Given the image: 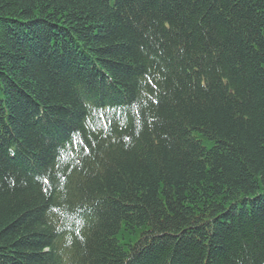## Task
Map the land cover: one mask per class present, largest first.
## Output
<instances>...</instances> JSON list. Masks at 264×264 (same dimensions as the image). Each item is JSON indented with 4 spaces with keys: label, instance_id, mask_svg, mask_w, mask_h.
Returning <instances> with one entry per match:
<instances>
[{
    "label": "trees",
    "instance_id": "1",
    "mask_svg": "<svg viewBox=\"0 0 264 264\" xmlns=\"http://www.w3.org/2000/svg\"><path fill=\"white\" fill-rule=\"evenodd\" d=\"M0 264H264V0H0Z\"/></svg>",
    "mask_w": 264,
    "mask_h": 264
},
{
    "label": "bare ground",
    "instance_id": "2",
    "mask_svg": "<svg viewBox=\"0 0 264 264\" xmlns=\"http://www.w3.org/2000/svg\"><path fill=\"white\" fill-rule=\"evenodd\" d=\"M97 72L99 71V70H96ZM2 109H3V106L1 107ZM31 167H33V164H31ZM122 232H124L123 230H122ZM124 233H122L121 235H118V238L119 239H122V235H123ZM126 239H128V240H132V239H134V235L133 236H128V238H126Z\"/></svg>",
    "mask_w": 264,
    "mask_h": 264
}]
</instances>
